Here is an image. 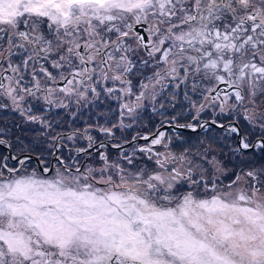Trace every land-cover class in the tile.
<instances>
[{
    "label": "snow or ice",
    "instance_id": "1",
    "mask_svg": "<svg viewBox=\"0 0 264 264\" xmlns=\"http://www.w3.org/2000/svg\"><path fill=\"white\" fill-rule=\"evenodd\" d=\"M0 264H264V0H0Z\"/></svg>",
    "mask_w": 264,
    "mask_h": 264
},
{
    "label": "flooded vegetation",
    "instance_id": "2",
    "mask_svg": "<svg viewBox=\"0 0 264 264\" xmlns=\"http://www.w3.org/2000/svg\"><path fill=\"white\" fill-rule=\"evenodd\" d=\"M4 115H9V118H10V119H11L12 117L16 116V114H8V113H5ZM148 115H150V113H149V112H146V113H145V117L147 118ZM17 119H18V117H17ZM157 119H158V118H157ZM153 122H155V121H153ZM136 130H139V129H136ZM14 131H15V130H14ZM129 134H130V135H131V134H134V132L130 130V133H129ZM186 135H187V133H186ZM201 135H203V134L201 133ZM140 143H143V141H141Z\"/></svg>",
    "mask_w": 264,
    "mask_h": 264
}]
</instances>
